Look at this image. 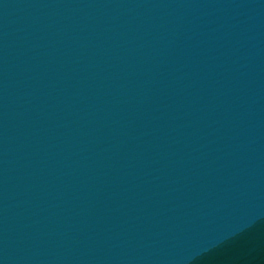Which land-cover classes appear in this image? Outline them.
Listing matches in <instances>:
<instances>
[{
  "label": "water",
  "instance_id": "1",
  "mask_svg": "<svg viewBox=\"0 0 264 264\" xmlns=\"http://www.w3.org/2000/svg\"><path fill=\"white\" fill-rule=\"evenodd\" d=\"M0 264H264V0H0Z\"/></svg>",
  "mask_w": 264,
  "mask_h": 264
}]
</instances>
